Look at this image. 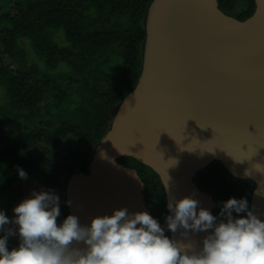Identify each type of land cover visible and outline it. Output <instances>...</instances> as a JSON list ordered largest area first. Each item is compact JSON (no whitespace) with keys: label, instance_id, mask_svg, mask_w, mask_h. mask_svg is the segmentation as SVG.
Segmentation results:
<instances>
[{"label":"water","instance_id":"1","mask_svg":"<svg viewBox=\"0 0 264 264\" xmlns=\"http://www.w3.org/2000/svg\"><path fill=\"white\" fill-rule=\"evenodd\" d=\"M121 157L158 176L166 206L173 196H191L210 212L215 201L192 177L218 161L231 176L254 183L249 206L264 220V175L252 167L264 165V0H254L253 14L242 21L222 13L217 0L152 1L138 81L66 184L69 215L81 224L120 207L149 213L143 184L116 161ZM21 194L20 202L31 195L24 188ZM183 231L168 237L187 242ZM206 234L189 238L199 246Z\"/></svg>","mask_w":264,"mask_h":264},{"label":"trees","instance_id":"2","mask_svg":"<svg viewBox=\"0 0 264 264\" xmlns=\"http://www.w3.org/2000/svg\"><path fill=\"white\" fill-rule=\"evenodd\" d=\"M152 1L7 0L8 10L0 13V86L6 97V101L0 105V165H3L0 166V210L5 212L10 221L14 218L12 214L9 215L13 208L4 206L9 198L14 194L18 196L19 189L24 188L31 193L37 186H43L40 181L42 178L38 181V170L31 167L32 158H21L16 153L18 150H25L37 129H44L32 123L33 131L29 129L18 133L19 122L35 119L44 103L51 119L60 122L57 130L76 139V167H79L84 156L92 155L93 149L108 130L119 104L138 81L142 68L146 16ZM242 1L245 4L243 10L233 13L235 5ZM217 8L227 16L245 20L254 12V1L217 0ZM85 22L90 24L85 25ZM58 31L63 35L65 45H58L50 36ZM21 40L27 41L34 56L45 64L39 77L26 62ZM110 51H115L120 58L121 67L117 75L106 74L98 67L106 62V55ZM60 63L70 66L67 71L69 74L84 76L81 78L82 83L74 84L75 80L68 74L60 78L64 81L63 84L48 77L49 72H54L53 68ZM92 71H96V75L88 76ZM96 82L102 85H97ZM62 86L67 88L63 89ZM76 87L84 92L80 107L73 110H79V114L75 118L67 115L58 118L54 114L52 116L53 110L61 105L66 96L69 98L72 93L68 92L77 89ZM92 113L96 114V119L90 122L88 116ZM52 120L44 123L51 124ZM116 161L135 171L144 186L142 195L145 208L164 226L166 208L158 176L132 158L121 157ZM214 163L198 173L200 185H206L220 202L213 215H218L222 203L229 198H244L250 205L254 183L249 179L235 178L224 171L219 162ZM18 168L30 174V177L27 175L21 187L14 186L12 192L8 193V189L18 178ZM63 168H66L63 170L66 173L74 170L67 165ZM67 191L65 186L63 206L60 205L64 209L63 219L69 215L65 203ZM6 228L15 230L17 227L10 223ZM165 234L168 236L167 229ZM19 243L18 234L8 237L9 250L17 247Z\"/></svg>","mask_w":264,"mask_h":264},{"label":"clouds","instance_id":"3","mask_svg":"<svg viewBox=\"0 0 264 264\" xmlns=\"http://www.w3.org/2000/svg\"><path fill=\"white\" fill-rule=\"evenodd\" d=\"M99 156L108 159L102 149ZM109 162L117 167L114 160ZM252 167L264 175V165ZM17 171L21 179L27 178L25 171ZM167 209L172 214L165 216L164 226L148 212L126 207L92 216L86 225L74 214L58 223L59 196L52 190L32 191L13 208L11 221L0 210V264H264V220L246 199H227L218 215L191 196H173ZM10 223L17 228H6ZM166 229H183L187 242L169 238ZM189 232L207 234L198 246ZM16 234L20 243L9 250L8 237Z\"/></svg>","mask_w":264,"mask_h":264},{"label":"flooded vegetation","instance_id":"4","mask_svg":"<svg viewBox=\"0 0 264 264\" xmlns=\"http://www.w3.org/2000/svg\"><path fill=\"white\" fill-rule=\"evenodd\" d=\"M241 10H243V8ZM239 21H242V20H239ZM69 75L70 74H68V76ZM86 83L88 84V82ZM97 83L102 85V83L96 82V84ZM76 85H79V84L76 83ZM49 119L52 120L51 114L49 111L46 110V106L43 103L41 105V112L39 115H36L35 119L34 118L30 119L31 121L28 119L27 120L24 119L23 121L19 122L20 131H18V133L22 131H28L29 129L33 131L32 123H36L35 125L38 128L39 126H42L44 131L43 130L40 131V129H37L35 131L34 129L36 133H34V136L31 137L32 139L26 145L25 150H18L16 154L17 156H20L21 158H25V157L32 158L30 159L32 162L31 167L32 168L36 167L35 170H38L39 172V174L37 175L39 177V178L37 177L38 181L39 179L42 178L40 181L43 183L42 184L43 187L46 188L47 190L54 191L60 198V205L63 206L62 199L64 197V190H65L67 181L71 175L76 174L78 171V166L76 167L77 159H78V155L76 153L78 152L77 141L70 134H63V131L57 130L60 124L58 120H52L51 124H45L44 122H46ZM40 122H41V125L39 124ZM91 156L92 155L86 156V157L84 156V158L80 162L82 163V162L87 161ZM214 162H218V161H214ZM214 162H211V163L215 164ZM65 165L69 166V168L71 169L74 168V170L71 171L70 173L63 172V170L66 169V168H63ZM1 167H0V171H1ZM201 170L203 169H200L199 171L195 172V176L193 177L192 181L195 183L197 187H198L197 184H199V187H198L199 190L204 192L208 197H210L211 199L215 201V204L213 205L212 212H211L212 214H214L217 211L218 205L220 202L215 196V194H212L209 191V189H207L206 185L204 184L200 185L198 173ZM223 170L226 171L224 168ZM16 172L18 174V171ZM55 174H58V176H55ZM27 175H29L30 177V174L27 173ZM31 178L36 179V177L35 178L31 177ZM50 178L51 180H49ZM23 180L24 179H21L20 176L18 175V178L14 181V183L12 184V187L8 189V193L12 192L14 186H17V188L21 187L23 185L22 183ZM142 193L144 194V186H143ZM163 195H164V201H165L166 215H168L164 190H163ZM7 197L8 195L5 197V199ZM146 204H148V199H146ZM61 206H60L61 215L58 217V223L63 221L64 209L61 208ZM164 224H165V219H164Z\"/></svg>","mask_w":264,"mask_h":264},{"label":"rangeland","instance_id":"5","mask_svg":"<svg viewBox=\"0 0 264 264\" xmlns=\"http://www.w3.org/2000/svg\"><path fill=\"white\" fill-rule=\"evenodd\" d=\"M6 3H7V0H3L0 2V13L6 12L8 10L9 6ZM242 8H244V2L243 1L239 2L235 5V7L233 8L234 9L233 12L239 13ZM93 22L94 21H91V23H93ZM89 24H90V22H85V25H89ZM50 36L55 40V42L58 45H65L63 35L59 31L51 33ZM20 44L24 47L27 64L29 66H31L32 71L38 73V77H39L41 75L42 69L43 70L45 69L44 62H42L41 60L37 59L34 56L33 51L28 47L29 44L27 41L21 40ZM106 56L108 57V59L106 60V62H104V63L100 64V66H98L99 70L106 73V74H109V75H117L119 73L120 67H121L119 55H116L115 51H110L109 54ZM69 70H70V66L60 63L56 68H53L54 72H52V71L49 72L48 77H50L52 79H58L57 82L61 81V83L63 84V81L60 78L65 76L66 74H69L67 72ZM95 73H97V72L92 71L88 74V76L96 75ZM69 77L71 79L75 80L74 84L75 83L81 84L82 83L81 78H83L84 76H82L80 74L73 73V74H70ZM97 85H98V83H97ZM62 88L65 89L67 87L62 86ZM68 93H72V94H69V96H70L69 98H68V96H66L67 98H65L62 101L61 105L59 107H57V109L53 110L52 116L54 114V116L56 118H58V117H63L64 115L65 116L67 115V116H71V117L75 118V115L79 114V110H76V111H73V110L80 107L79 103L82 101V95L84 93L83 89L81 90V88L79 87L77 89H72ZM5 101H6L5 93L1 87L0 88V105H1V103L5 102ZM56 110H58V111H56ZM72 111L74 112L73 115H72ZM68 113H71V114H68ZM88 117H89L90 122H93L96 119V114L92 113ZM17 193H18V196L16 194H14V196H11L9 198V201L4 204L5 207L7 206L8 208H14L15 206H17L20 203L21 195H22L21 189H19V192H17ZM11 214H12V218H13L15 216V213L10 212L9 215H11Z\"/></svg>","mask_w":264,"mask_h":264}]
</instances>
